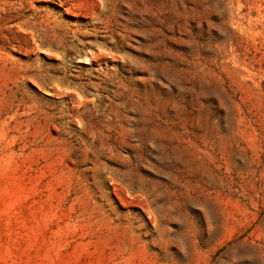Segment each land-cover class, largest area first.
<instances>
[{
  "label": "rangeland",
  "instance_id": "1",
  "mask_svg": "<svg viewBox=\"0 0 264 264\" xmlns=\"http://www.w3.org/2000/svg\"><path fill=\"white\" fill-rule=\"evenodd\" d=\"M0 264H264V0H0Z\"/></svg>",
  "mask_w": 264,
  "mask_h": 264
}]
</instances>
